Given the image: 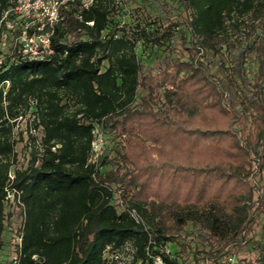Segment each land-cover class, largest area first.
Masks as SVG:
<instances>
[{
    "label": "trees",
    "instance_id": "1",
    "mask_svg": "<svg viewBox=\"0 0 264 264\" xmlns=\"http://www.w3.org/2000/svg\"><path fill=\"white\" fill-rule=\"evenodd\" d=\"M172 1L159 0L179 22L158 14L126 31L114 0H70L43 58L5 51L0 24V264H11L10 193L18 264H108L128 246L133 264H178L166 246L189 226L218 246L250 230L264 167V0ZM15 5L0 0V20ZM140 42L158 50L151 61ZM32 108L41 138L14 168V130ZM97 130L111 145L93 161Z\"/></svg>",
    "mask_w": 264,
    "mask_h": 264
},
{
    "label": "rangeland",
    "instance_id": "2",
    "mask_svg": "<svg viewBox=\"0 0 264 264\" xmlns=\"http://www.w3.org/2000/svg\"><path fill=\"white\" fill-rule=\"evenodd\" d=\"M114 1L118 9L115 22H118L120 27H123L126 31L135 28L138 23L144 24L158 14L164 17L165 15L170 16L162 20L164 26L170 25V21L179 22L176 15L170 14L168 11H162L159 0ZM168 1L170 4H175L172 0ZM23 4L27 5L28 3ZM52 5L51 0H41L39 5L35 7L31 5L24 7V9H29V14H26L23 10L21 12L23 18H27V20L42 21ZM178 32L180 35L181 31L178 30ZM176 40L178 43L180 39ZM5 51H8V48H5ZM137 53L144 61L148 62L153 59L158 50L140 42L137 45ZM33 110L34 108L18 119L14 130V138L17 141L14 168L24 169L28 166L32 158V151L41 138V132L33 125ZM110 145V140L106 134L97 130L96 140L94 141V148L97 153L93 155V159L96 160L105 155L109 151ZM252 183L255 187L256 199L254 207L255 221L251 224L250 230L244 232V237H241L238 242H232L229 246H218L200 237L199 231L189 226L188 230L180 237L179 242L169 243L166 246V253L172 259H176L178 264H257L259 257H261V249L264 247H262V244H264V167H261L260 163L256 166ZM20 211L21 206L12 194L6 208L7 224L11 229H19L21 223ZM107 258L109 259L108 264H133V250L128 246V248L116 253L108 252ZM136 264L147 263L138 262ZM154 264L166 263L159 257L155 259Z\"/></svg>",
    "mask_w": 264,
    "mask_h": 264
},
{
    "label": "built area",
    "instance_id": "3",
    "mask_svg": "<svg viewBox=\"0 0 264 264\" xmlns=\"http://www.w3.org/2000/svg\"><path fill=\"white\" fill-rule=\"evenodd\" d=\"M41 0H15L16 5L10 10L6 11L0 20L5 22V30L2 33L1 46L3 49L10 46H18L19 50L26 56L31 58H43L54 52L52 46V35L54 34V25L59 21L60 17V7L65 5L70 0H51L52 8L48 10L47 16L42 21L34 22L33 20H27L23 18L22 10L29 14V9H24V7L31 5L35 7L39 5ZM82 5L89 7L93 0H81ZM23 3H28L27 5ZM10 12L14 14L15 18L10 19ZM23 19V20H22ZM91 24L93 22H90ZM11 38V39H10ZM2 60L0 59V63ZM96 140V139H95ZM94 147V143H93ZM97 153L95 148L93 155ZM11 193L9 197H11ZM10 242L8 243L6 249L4 250L9 256H3L11 260V264H18V256L22 246V235L20 229H11L10 227ZM3 261V259L1 260ZM4 262V261H3Z\"/></svg>",
    "mask_w": 264,
    "mask_h": 264
}]
</instances>
